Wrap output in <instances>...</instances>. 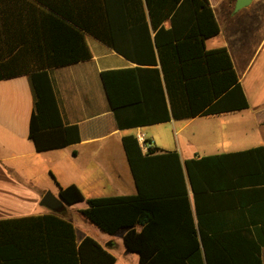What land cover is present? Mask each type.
<instances>
[{
    "label": "trees",
    "instance_id": "16d2710c",
    "mask_svg": "<svg viewBox=\"0 0 264 264\" xmlns=\"http://www.w3.org/2000/svg\"><path fill=\"white\" fill-rule=\"evenodd\" d=\"M208 0H0V78L27 74L33 93L29 138L38 151L79 141L64 124L48 69L91 57L89 33L136 65L101 72L118 128L245 109L248 101ZM136 186L132 195L84 198L60 187L68 205L102 231L125 229L122 241L139 264H261L264 148L194 156L122 137ZM189 190L191 193H189ZM43 229L14 234L17 218L0 220V264H114L93 237L76 241L73 223L32 216ZM256 236V237H255Z\"/></svg>",
    "mask_w": 264,
    "mask_h": 264
},
{
    "label": "crops",
    "instance_id": "0c3cea01",
    "mask_svg": "<svg viewBox=\"0 0 264 264\" xmlns=\"http://www.w3.org/2000/svg\"><path fill=\"white\" fill-rule=\"evenodd\" d=\"M208 1L219 32L207 38L205 45L227 48L248 101L245 109L120 129L109 105L101 72L136 64L86 33L89 59L48 69L62 121L76 124L80 139L60 148L38 151L28 135L33 109L28 75L0 78V220L18 219L12 229L19 240L28 241L42 230L43 222L31 217L47 213L69 219L77 242L88 235L77 230L69 208L80 212L86 205L62 203L51 209L40 204L46 191L58 197L60 187L75 184L85 199L135 194L122 137L134 135L136 130L145 135L150 147L176 150L182 161L255 146L264 148V0H248L239 9H235L237 0ZM169 128L174 135V149H169L168 142L154 132L158 129L162 134L169 132ZM256 216L260 219L252 229H258L264 219L262 210ZM119 230L113 234L101 230L108 235L99 239L91 237L115 256L114 264H125L117 262L114 251L115 234ZM124 232L125 229L120 231L121 240ZM128 252L131 251L126 249L125 253ZM260 259L264 264V244Z\"/></svg>",
    "mask_w": 264,
    "mask_h": 264
},
{
    "label": "rangeland",
    "instance_id": "374dc122",
    "mask_svg": "<svg viewBox=\"0 0 264 264\" xmlns=\"http://www.w3.org/2000/svg\"><path fill=\"white\" fill-rule=\"evenodd\" d=\"M169 132H162V134L160 133V131L158 129H155V133L157 135H161V137L164 138V140L166 142H168L169 144V149H174V144H175V140H174V135H173V131L172 128H169ZM138 131V130H136ZM166 131H167V127H166ZM78 207H80V205H86L85 200H83L82 202H77L76 204ZM70 218L72 219V221L76 224L77 226V230L80 231H85L87 232L88 235L96 237V238H101L104 237L108 234L102 232L96 225H94L93 223H91L86 217H84L79 211L75 210L74 208L70 207ZM120 231L119 230L115 236V241H116V246H115V254L117 256V262L120 263H125V264H139L138 263V257L137 254L135 252H128L127 254L125 253V247L123 245L122 240L119 238L120 237Z\"/></svg>",
    "mask_w": 264,
    "mask_h": 264
},
{
    "label": "water",
    "instance_id": "95a60500",
    "mask_svg": "<svg viewBox=\"0 0 264 264\" xmlns=\"http://www.w3.org/2000/svg\"><path fill=\"white\" fill-rule=\"evenodd\" d=\"M248 0H237L235 4V9H239L241 6L245 5ZM62 203H65L59 196H54L51 191H46L40 200L41 205L48 206L51 209H56L61 206Z\"/></svg>",
    "mask_w": 264,
    "mask_h": 264
},
{
    "label": "built area",
    "instance_id": "2783aa9c",
    "mask_svg": "<svg viewBox=\"0 0 264 264\" xmlns=\"http://www.w3.org/2000/svg\"><path fill=\"white\" fill-rule=\"evenodd\" d=\"M134 136L141 148V151L143 153L148 152V148L150 147L151 143L145 138V135L141 131H137Z\"/></svg>",
    "mask_w": 264,
    "mask_h": 264
}]
</instances>
